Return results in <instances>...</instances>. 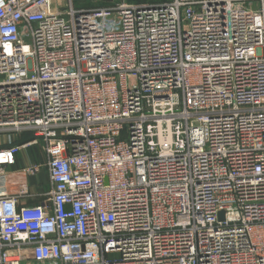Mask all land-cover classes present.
Returning a JSON list of instances; mask_svg holds the SVG:
<instances>
[{"label": "built area", "instance_id": "1", "mask_svg": "<svg viewBox=\"0 0 264 264\" xmlns=\"http://www.w3.org/2000/svg\"><path fill=\"white\" fill-rule=\"evenodd\" d=\"M0 264H264V0H0Z\"/></svg>", "mask_w": 264, "mask_h": 264}, {"label": "crops", "instance_id": "2", "mask_svg": "<svg viewBox=\"0 0 264 264\" xmlns=\"http://www.w3.org/2000/svg\"><path fill=\"white\" fill-rule=\"evenodd\" d=\"M30 135H16L14 136V140L18 144H23L25 141L30 139ZM39 147L35 150L32 149V147L29 148H23L22 151L18 154V166H26V165H35L39 163H43L45 161V156L43 154V150L40 145ZM44 181V183L42 182ZM41 182V185L40 184ZM46 182V183H45ZM31 183V188L32 191L38 192L39 190L41 191H46L49 189L48 186V175L46 171H43L40 173L39 177L37 176H32L30 179ZM39 202V199H36L34 203Z\"/></svg>", "mask_w": 264, "mask_h": 264}, {"label": "rangeland", "instance_id": "3", "mask_svg": "<svg viewBox=\"0 0 264 264\" xmlns=\"http://www.w3.org/2000/svg\"><path fill=\"white\" fill-rule=\"evenodd\" d=\"M152 2V1H160V0H73L76 8H98V7H109L121 2ZM7 139V138H5ZM39 146H32V149H37ZM39 177V176H37ZM44 183V181H42ZM46 183V182H45Z\"/></svg>", "mask_w": 264, "mask_h": 264}, {"label": "water", "instance_id": "4", "mask_svg": "<svg viewBox=\"0 0 264 264\" xmlns=\"http://www.w3.org/2000/svg\"><path fill=\"white\" fill-rule=\"evenodd\" d=\"M221 215H223V213H221Z\"/></svg>", "mask_w": 264, "mask_h": 264}]
</instances>
